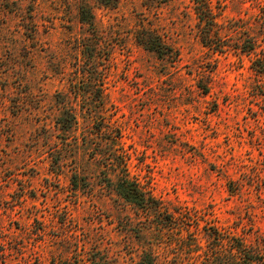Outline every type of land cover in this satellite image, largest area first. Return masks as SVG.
<instances>
[{"label":"rangeland","instance_id":"374dc122","mask_svg":"<svg viewBox=\"0 0 264 264\" xmlns=\"http://www.w3.org/2000/svg\"><path fill=\"white\" fill-rule=\"evenodd\" d=\"M198 1L216 20L207 41ZM263 50L264 0H0V264H137L150 248L174 264L180 241L204 249L216 230L264 264ZM106 127L181 214L174 232L115 192L88 146Z\"/></svg>","mask_w":264,"mask_h":264},{"label":"trees","instance_id":"16d2710c","mask_svg":"<svg viewBox=\"0 0 264 264\" xmlns=\"http://www.w3.org/2000/svg\"><path fill=\"white\" fill-rule=\"evenodd\" d=\"M101 2L113 6L117 4L118 0L116 2L114 0H101ZM196 13L201 26L200 33L202 39L207 41L213 31V27L211 26H213V23L215 25L216 21L208 2H196ZM89 16L91 20L83 22L92 26L94 24V16L90 13ZM143 38L138 36V43L157 52L161 57H172L174 54L172 49L166 47L158 36L148 35ZM93 45L95 43H86L85 48L87 49ZM251 68L256 76L264 82V50L253 61ZM101 90L100 88L99 91ZM58 124L61 125L59 122ZM62 126H64L62 130L65 135L77 130L79 121L75 112L72 111L68 117L64 118ZM106 129V134H108L106 137L100 136L98 137L99 142L97 144L91 143L87 145L94 149H100L96 159L102 162L104 171L108 175L113 173L115 178L109 179V182L113 184L115 192L128 205L136 208L140 214L145 215L150 220L153 229L159 227L164 231L174 232L177 229L175 226L181 214L178 217H174L172 213L166 215L167 213L164 212L162 203L138 179L132 176L128 164L129 155L125 149L119 147L120 143L118 140L121 137L111 132L110 127H106ZM207 238V248L203 249L199 245H196L199 247L197 250L193 249L191 243L180 241L179 243L182 247L180 251L181 256L185 254L186 256H192L190 258L195 257L196 259L193 262L187 263L180 256L177 257L174 264H263L262 257L256 255L258 254L256 251H252L242 239L233 236L232 233L227 234L217 230L208 231ZM183 243H185L184 246ZM158 256L159 251L157 252L155 249L150 248L144 251L141 260L137 264H167L159 261L157 259Z\"/></svg>","mask_w":264,"mask_h":264}]
</instances>
